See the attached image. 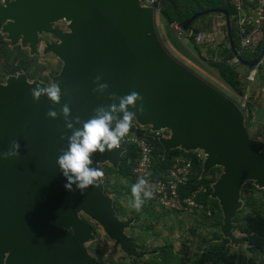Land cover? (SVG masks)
<instances>
[{
	"label": "water",
	"instance_id": "95a60500",
	"mask_svg": "<svg viewBox=\"0 0 264 264\" xmlns=\"http://www.w3.org/2000/svg\"><path fill=\"white\" fill-rule=\"evenodd\" d=\"M222 13L236 66L256 68L264 59V34L259 56L243 59L234 47L230 13L225 8L199 11L181 23L186 30L197 18ZM65 19L68 31L53 28ZM0 28L12 44L21 42L38 52V35L53 32L58 43L45 51L63 62L53 81L61 87L58 104L42 96L34 102L24 75L0 83V153L20 143V155L0 159V264H99L84 244L94 238L92 227L77 215L84 211L97 220L115 244L129 256L140 258L126 234L131 219L121 220L102 178L83 195L64 188L66 179L56 164L71 135L63 117L50 119L49 108L59 112L68 103L72 117L90 118L97 106L118 103L110 93L140 94L144 112L136 121L154 129L168 128L160 139L165 155L181 148L204 150L203 174L222 166L211 196L223 214L221 232L231 241L233 220L240 209V192L246 181L264 188V143L249 136L239 103L176 59L163 45L152 7L140 0H11L0 2ZM109 88L93 91L95 77ZM130 111H135L130 108ZM80 125H75L79 127ZM125 148L93 153V167L109 162L117 168Z\"/></svg>",
	"mask_w": 264,
	"mask_h": 264
},
{
	"label": "rangeland",
	"instance_id": "374dc122",
	"mask_svg": "<svg viewBox=\"0 0 264 264\" xmlns=\"http://www.w3.org/2000/svg\"><path fill=\"white\" fill-rule=\"evenodd\" d=\"M8 1L11 0H0L2 3ZM57 23H61V26L68 29V21L65 19ZM198 23L199 26H197L206 33L214 37L221 35L225 38V19L221 15L208 14ZM156 27L163 45L176 59L239 103L244 112V123L249 136L264 143V84L253 85L248 80H243L244 93L239 96L221 81L220 77H216L217 74H214L216 71L203 59V57L221 59L224 48L216 51L209 43L206 45L199 43L201 45L199 46L188 36L185 39L179 38L160 10L156 13ZM209 29L211 33L208 32ZM46 40L41 39L38 52L31 53L29 46H24L21 42L12 44L7 34L0 28V83L6 84L10 77L19 75H24L28 82L37 80L46 84L53 82L54 78L59 76L63 62L55 53L45 51ZM205 42L206 40L203 43ZM214 51H216L215 54ZM244 57L249 58L247 55ZM216 167H219L221 173L223 172L222 166ZM98 168L103 172L101 178L104 186L105 180L110 181L104 189L115 201L114 207L116 212L120 213V219L132 220V224L126 229V234L132 238L137 251L145 253L140 258L127 255L108 236L97 220L84 211H78V217L88 223L94 232V238L84 244L85 249L99 264H149L153 259L160 258L158 249L165 245L175 257L176 264H215L213 262L201 263L199 259L203 253L215 252L223 244L231 248H229L230 252L242 254L246 259L249 257L255 259L254 264L264 259V252H252L247 249L242 232L248 215L257 211L264 214V188L256 181L249 180L252 181V185L247 188L246 192L242 193V189L240 192L241 206L233 220L232 228V233L238 240L234 242L228 238L229 242L224 243L225 237L221 232L223 214L221 216L217 210L215 213L211 212V215L205 214L202 208L189 213L164 211L144 201L141 209L137 211L129 203L132 199V183L112 173L113 166L109 162L100 163ZM236 264L253 263L250 261L246 263L239 259Z\"/></svg>",
	"mask_w": 264,
	"mask_h": 264
},
{
	"label": "trees",
	"instance_id": "16d2710c",
	"mask_svg": "<svg viewBox=\"0 0 264 264\" xmlns=\"http://www.w3.org/2000/svg\"><path fill=\"white\" fill-rule=\"evenodd\" d=\"M160 2L161 14L170 22V24L175 21L182 23L192 17V15H194L195 13L205 9L225 8L230 13L234 47L240 52L241 57L246 60H253L259 56L262 47V37L257 40V50L254 54L240 50L239 36L237 35L236 27L234 25L236 10L231 5L229 0H160ZM214 14L221 15L225 19L226 39L224 41V49L222 51L221 59L216 60L213 58L204 57L203 59L208 66L216 71L220 79L226 85H228V87H230L234 91V93L238 94L239 96L243 95L245 84H243L240 79V73L238 70L239 66L235 65L236 59L227 35L225 15L222 13ZM204 16L197 18L186 29L189 39L199 46L201 45L196 42V36L202 29L198 27V22L202 20ZM202 44L204 45V43ZM197 50L201 54V51L198 48ZM244 55H247L249 58L244 57ZM263 63L264 59L259 64L258 68H261ZM155 145L156 149L153 153L152 163L153 178L158 179L164 173H166L172 166L177 155L182 154L191 158L193 161V173L190 177L188 185L183 189V193L190 194L198 188L204 187L206 190L200 191L198 193L197 200L202 204L205 214L208 215L209 211L215 213L217 210L222 216V210L219 205V201L211 196L213 191L212 186L217 180L219 173H221L219 167H214L209 171V173L203 174V160L197 156V153L195 151H185L181 148H177L171 150L167 155H165L164 148L161 143L159 141H156ZM124 148L125 151L122 155L119 166L116 169L113 167L111 172L114 173L117 177L134 184L136 181L134 178L133 169L136 165L137 157L139 155V149L136 145L128 143H124ZM108 183H110V181L105 180V186H108ZM250 185H252V181H247L243 185L242 193L246 192L247 188ZM117 213L118 215H120L118 211ZM242 232L244 234L243 240L249 251L264 252V214L262 212L257 211L254 214L248 215L246 217V225L242 228ZM228 242L229 239L225 237L224 243ZM229 248L225 247V245L223 244L215 252L203 253L199 261L201 263L213 262L215 264H236L239 259H242L243 261H246V263L247 261H250L253 264L255 263V259L251 257L246 259V257L242 254L230 252L231 248ZM167 249H169L167 245L160 247L158 249L160 251V258L153 259V261H151L149 264H176L174 261L175 257ZM258 264H264V259L261 260Z\"/></svg>",
	"mask_w": 264,
	"mask_h": 264
},
{
	"label": "clouds",
	"instance_id": "9594fccd",
	"mask_svg": "<svg viewBox=\"0 0 264 264\" xmlns=\"http://www.w3.org/2000/svg\"><path fill=\"white\" fill-rule=\"evenodd\" d=\"M102 77L96 76L94 83V92L104 94L109 85L101 82ZM30 85L32 82H29ZM62 91L61 87L55 81L42 86L36 83L31 89V96L34 102H39L42 96L47 97L52 104L60 102ZM109 98L118 100V103H110L105 106H97L93 109L94 115L87 120L81 121L80 117H72L71 108L68 103L63 104L59 112L53 107L49 108L47 116L50 119L63 117L65 130L70 131L71 135L61 136V140L67 139V147L62 149L57 156L56 164L62 176L66 179L64 188L68 191L78 190L81 195L90 186H96L98 178L103 172L93 167L91 156L93 153H105L120 147V141L132 127V122L136 119V113H143L144 107L141 103L137 106V101H142L139 93L133 91L124 96H116L114 93L109 94ZM134 108L135 111H130ZM75 125H80L75 127ZM20 155V143L13 140L7 151L0 153V159L15 158ZM153 189L149 187L145 178H139L137 182L131 185L130 206L139 211L145 200L151 199Z\"/></svg>",
	"mask_w": 264,
	"mask_h": 264
},
{
	"label": "built area",
	"instance_id": "2783aa9c",
	"mask_svg": "<svg viewBox=\"0 0 264 264\" xmlns=\"http://www.w3.org/2000/svg\"><path fill=\"white\" fill-rule=\"evenodd\" d=\"M235 8V22L237 35L239 36L240 50L254 54L257 50V40L264 34V0H229ZM141 6L152 7L154 12L160 10V0H140ZM253 7L248 9V6ZM171 27L176 35L187 38L186 30L179 22H172ZM207 38V33L201 30L196 36L197 43H203ZM168 128L154 129L152 125H142L135 119L129 133L122 138L120 145L124 143L134 144L139 149L136 165L133 169L135 181L145 178L149 187L153 189L151 199L145 202L161 210L189 213L196 209H203L202 204L197 200L200 191H205L200 187L190 194H184L183 189L188 185L193 173V161L182 154L177 155L172 166L160 178H153V153L156 149L155 142L163 137H169ZM197 156L203 161L206 153L202 149L195 150ZM211 212H208L210 215Z\"/></svg>",
	"mask_w": 264,
	"mask_h": 264
},
{
	"label": "crops",
	"instance_id": "0c3cea01",
	"mask_svg": "<svg viewBox=\"0 0 264 264\" xmlns=\"http://www.w3.org/2000/svg\"><path fill=\"white\" fill-rule=\"evenodd\" d=\"M252 7H253V5L252 6L250 5V6H248V9H251ZM209 30H208V32L211 33L212 31L211 30L209 31ZM215 31H216V33L218 32L217 29ZM207 38H206V42L204 43V45L209 43L210 46L212 48H214V50H216V51H217V49L219 50L220 48H224V41L226 38H223L221 35L214 37L211 34L207 33ZM216 51H214V54ZM258 66L256 68H250V67L243 66V65L239 66L238 70L240 73L241 81H243V80L247 81L248 80L251 84L253 83V85L258 84V83L263 85L264 84V63L262 64L261 68H258ZM214 74L216 75L217 73H214ZM216 77L218 78L219 76L216 75Z\"/></svg>",
	"mask_w": 264,
	"mask_h": 264
},
{
	"label": "flooded vegetation",
	"instance_id": "af4514ba",
	"mask_svg": "<svg viewBox=\"0 0 264 264\" xmlns=\"http://www.w3.org/2000/svg\"><path fill=\"white\" fill-rule=\"evenodd\" d=\"M58 21L56 22H53L52 23V27L53 28H58L62 31H68V29L64 26H61V23H57ZM60 22V20H59ZM46 37H48V40H46ZM45 38V49L47 47L48 44H53V43H58L60 40L58 39V37L53 33V32H42V33H39L38 35V39H39V43L41 41V39H44ZM52 38V39H50ZM39 45V44H38Z\"/></svg>",
	"mask_w": 264,
	"mask_h": 264
},
{
	"label": "bare ground",
	"instance_id": "6f19581e",
	"mask_svg": "<svg viewBox=\"0 0 264 264\" xmlns=\"http://www.w3.org/2000/svg\"><path fill=\"white\" fill-rule=\"evenodd\" d=\"M78 215V214H77Z\"/></svg>",
	"mask_w": 264,
	"mask_h": 264
}]
</instances>
